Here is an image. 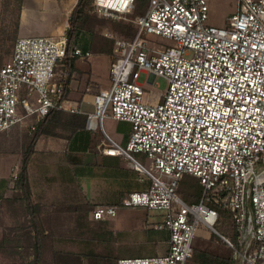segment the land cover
Returning <instances> with one entry per match:
<instances>
[{
	"label": "built area",
	"instance_id": "2783aa9c",
	"mask_svg": "<svg viewBox=\"0 0 264 264\" xmlns=\"http://www.w3.org/2000/svg\"><path fill=\"white\" fill-rule=\"evenodd\" d=\"M135 2L94 5L114 17L134 12ZM238 2L226 26H216L208 23L209 0H148L133 20L136 35L116 41L111 86L95 94L90 112L72 106L64 80L55 78L66 57L92 55L69 50L65 35L21 36L0 66V134L24 124L33 130L54 110L82 113L88 130L102 132L100 151L125 158L149 182L91 211L93 220L123 207L163 216L155 228L168 229V251L120 257L117 264H187L201 226L228 243L236 264H264V0ZM143 72L151 82L159 75L168 80L157 101L144 98ZM108 118L130 123L126 142L107 132ZM186 175L199 179V201L179 195ZM225 219L232 236L217 228Z\"/></svg>",
	"mask_w": 264,
	"mask_h": 264
},
{
	"label": "rangeland",
	"instance_id": "374dc122",
	"mask_svg": "<svg viewBox=\"0 0 264 264\" xmlns=\"http://www.w3.org/2000/svg\"><path fill=\"white\" fill-rule=\"evenodd\" d=\"M32 2L35 3L36 0H27V3ZM8 4L9 8L5 12L2 9L0 18V51L7 53L8 56L4 58L5 61L12 55L14 45L19 38L16 27L19 0H9ZM238 4V0H209L210 11L208 23L216 26H226L231 15L237 11ZM139 14L140 12L136 7L132 13L114 17L101 15L93 7L90 9L89 15L91 16L92 21L87 26L88 30H83L78 37L73 39L71 44L72 47L75 45H82L83 48H88L94 52L93 57L89 61L88 59L83 58L78 59L79 57L75 60V65L77 63V67L84 70L83 74L85 78L87 77V81L88 78H90L91 82L102 85L105 88L111 86L110 67L111 62L116 55V41L118 39H132L136 35V25L133 20ZM121 24L126 25V27L121 26ZM128 25H130V28ZM19 33L21 36L31 34L25 27H23ZM64 33L68 38L67 30H65ZM94 35L98 36L97 38H100L102 35L103 38L106 39L100 41L99 44L102 48H106V45L110 44L108 45L112 50L110 54L95 52L97 50L93 48ZM151 38H156L157 42L171 43L169 39L161 36L154 35ZM108 40H111V42ZM106 41H108L107 44ZM62 63V66L59 65L57 67V75L55 78L61 79L63 77V80H67V78H69L68 72H70V69L66 63ZM92 68L93 74L91 76L89 72ZM139 81L145 86L146 94L144 98L152 97V101H157L159 96L168 88V80L160 75L156 76L151 82L148 81L147 73L143 72L141 73ZM69 97L72 101H78L77 103H81L82 101V98L76 99L75 96L71 95ZM81 108L90 111L94 110V106L87 101L82 102ZM121 125H123V123L115 119L108 118L105 121V128L109 134H113ZM33 130L24 124L0 134V171L6 170L10 166V163L13 162L12 165H14L16 162V157L13 156L12 153L7 152V150L19 152L20 148L23 149L22 147L26 140V135L30 133L32 134L34 132ZM94 135L101 143V138H103L102 134L96 132ZM54 137H57L58 142H62L60 139L64 136L61 135ZM62 145V143L61 146L58 144V149L55 150V152L50 151L51 154L47 153L46 150L44 151V153H47L45 159L48 160L49 163L44 166L43 162L39 161L38 166L35 168L36 174L33 178L35 192H32V196L34 200L43 204L42 212L51 211L52 208L60 206L63 207L61 211L64 212L61 213L62 222L60 220L58 223L59 220L57 218L58 221L56 224L46 225L49 232L48 236L45 238L46 248L42 264H73L75 258H78V255L81 256L85 254L86 256L88 251L102 253L110 250L114 254L123 252V255L125 256H143L147 253L136 252V250L134 251V249H137V246L132 242L131 238L132 234H137L139 232H144L145 236L148 235L155 237L153 243L149 242L146 244V249H154L156 252H165L168 247V231L165 230V228L162 231L164 235L156 237L159 229H156L155 225L163 223L162 214L156 210L123 207L119 209L117 216L94 220L93 225L97 227L94 232L82 236L79 233L71 231V228L74 225V218L66 217L68 214H72L71 206L86 204L87 202L97 205V202H95V200L90 202L86 199L88 198V195L85 196L86 198L84 197L81 184L75 185L74 191L68 189L67 181H69V183L71 181V175L69 173H72L73 171L76 176L84 175L87 177L88 193L90 196L96 194L94 196L98 199L96 201H109L110 199L117 197L116 195H118V193L110 194L109 192H103L105 190L110 191L113 185H108L106 183L100 185V177L102 176L101 171L106 169L104 168V157L100 155V152H96L93 149L89 152L76 153V156L73 157L72 155L74 153L63 152L64 146ZM4 149H6V151ZM65 153H67V155ZM67 160L69 162L68 167L65 162ZM127 164H129V162ZM147 164H149V161H147ZM19 169H21V167L15 168V171H19ZM128 171L131 173V176L135 175L134 171L130 169ZM11 179L15 181L13 177H11ZM103 181L107 182L105 180ZM4 199L0 202V239L6 230H11L10 228L15 227V225L20 226L18 220L23 221L26 218V215L23 212V207L18 202L9 204ZM26 225H28V229L26 230L27 233H32L29 223ZM217 228L221 234L225 236L233 235L232 223L227 219L222 220L217 225ZM198 235L202 237V239L204 238L203 240L209 241L211 239L213 243L222 245V242L218 238H215L213 232L206 227L201 226L198 229ZM25 238L26 240L23 239L24 245L33 241L30 234ZM202 239L200 241H202ZM211 244L204 242L200 245L206 247L211 246ZM31 252L32 250H22V257L19 253H0V264H21L23 261H30L32 258V255L30 254ZM84 260L85 264H90L89 258H84Z\"/></svg>",
	"mask_w": 264,
	"mask_h": 264
},
{
	"label": "trees",
	"instance_id": "16d2710c",
	"mask_svg": "<svg viewBox=\"0 0 264 264\" xmlns=\"http://www.w3.org/2000/svg\"><path fill=\"white\" fill-rule=\"evenodd\" d=\"M8 1L9 0H4V12L9 8ZM21 3L22 0H19L18 14L16 19L17 28L19 25V16L22 6ZM147 6L148 0H136L135 2V7L138 9L140 14H143L146 11ZM92 7L95 8L94 0H78L77 4L72 10L69 19L70 26L67 29L69 50L72 47L71 44L73 39L78 37L83 30H88L87 26L92 21V18L89 15L90 9ZM121 26L126 27L124 24H121ZM128 26L130 28V25ZM97 37L98 36L94 35L93 48L97 50L95 52L110 54L112 51L111 47L108 46L110 44L106 45V48H102L99 43L104 38L102 35L100 38ZM108 41L111 42V40ZM108 41H106V44ZM6 56H8L7 53L0 51V66L5 61L4 58H6ZM76 58H78V56L72 58L68 56L65 59L66 65H68V68L70 69V73L76 69ZM68 79L69 78L64 80L65 97H67L68 92L70 91ZM33 131L34 132L32 134L30 133L26 135L25 146L22 152V166L16 179L17 192H15L12 199L7 200L9 204H13L16 201H21L23 204L20 205L23 207V212L26 215V218L23 221L18 220L20 222V226L15 225V227L10 228L11 230H6L0 239V253H19L22 257V250H32L30 253L32 255L31 260H26V262L23 261L21 264H42L44 259V251L46 248L45 238L48 236L49 232L46 228V225H54L58 220V223L60 220L62 222L61 213H64L61 211L63 208L61 206L54 207L51 209V211L43 213V206L33 199L28 166L35 152L37 141L43 136L63 135L70 141V147L73 150H93L96 149L98 145V141L92 136L91 132L87 130L86 115L82 113L54 110L43 120H41ZM201 191L202 186L199 182V179L192 175H186L182 179L178 188L179 195L189 203L199 201L201 198ZM95 206L96 204L94 205L88 202L86 204H77L71 206L72 214H68V216H66L68 218H74V225L72 226L71 231L79 233L82 236L96 231L97 227L93 225L94 220L91 219V211L95 208ZM222 215L228 218L231 214L230 211L226 210L222 211ZM27 223H29L32 233H27ZM29 234L31 235L33 241L24 245L23 239L26 240L25 237ZM213 235L222 242V245L213 243L211 239L209 241L203 240L204 238L202 239V237L198 235L194 243L193 255L187 264H236L232 248L218 234L213 232ZM201 239L202 241H200ZM204 242H207V244H212L211 246L203 247L200 244H203ZM81 256L78 255V258H75L73 264H85L84 258H89L90 264H117L118 261V257H115L110 252L97 253L95 251H88L86 256L85 254Z\"/></svg>",
	"mask_w": 264,
	"mask_h": 264
},
{
	"label": "crops",
	"instance_id": "0c3cea01",
	"mask_svg": "<svg viewBox=\"0 0 264 264\" xmlns=\"http://www.w3.org/2000/svg\"><path fill=\"white\" fill-rule=\"evenodd\" d=\"M78 0H36L35 3H27V0H23L20 16H19V25H18V35H20V31L23 27H25L31 34L29 35H54L57 37H60L62 35H65L64 31L67 30L69 26V19L72 13V10L74 9L75 5L77 4ZM4 7V0H0V18H1V11ZM27 36V35H24ZM76 46V45H75ZM77 47L82 48L84 51H90L92 55L90 57H81L83 59L91 60L93 57L94 52H92L88 48H83L82 45H77ZM77 59V60H78ZM7 61V60H6ZM4 61L3 64L6 62ZM64 63H66L64 61ZM2 64V65H3ZM1 65V66H2ZM61 66L63 63L60 64ZM76 69L72 71V73H69V79H68V85L70 88V91L68 92L67 98L69 100V103L72 106H78L82 111L84 112H90V110L82 109L81 104L84 101H87L89 104L93 105V100L96 92H99L101 89H104L105 87L102 85L95 84L94 82H91V79L88 78V81L84 77V70L79 69L77 67V63L75 65ZM92 76L93 74V68L89 72ZM62 77V76H61ZM63 79V77L61 78ZM83 91V92H82ZM83 93V94H82ZM75 96L76 99L82 98L81 103H77L78 101H72L69 96ZM94 106V105H93ZM123 123L117 130L114 131L113 134H111L114 138L119 140L120 142H126L129 138L130 132H131V125L128 122L120 121ZM19 127V126H17ZM16 128V127H15ZM88 130V129H87ZM91 132L92 136L97 140L96 136L94 135V131L88 130ZM102 134L101 131H98ZM108 132V131H107ZM99 135V134H98ZM103 136V135H102ZM101 137V136H98ZM103 141V138H101ZM125 139V140H124ZM62 142L57 141V137L54 136H43L41 137L36 144L35 152L31 158V161L28 166L29 171V180L31 184L32 192L34 193V185H33V178L36 174V167L38 166L39 161L43 162V165H48L49 161L45 159V156L47 153H50L55 150H57L58 144L61 143L64 146L63 152H70L74 153L72 155L73 157L76 156V153L81 152H89L90 150H73L70 147V141L66 137H62L60 139ZM65 141V142H64ZM98 141L97 148L94 149L96 152H100V155L104 157V168H106L104 171H101L102 176L100 177V185L101 184H108L113 185L112 189L110 191H103L105 193L109 192L110 194H116L117 197L110 199L109 201H96V197H94L96 194H93L92 196L89 195L88 189H87V177L84 175H75V172L72 171V173H69L71 176V181H67V187L68 189H72L74 191L75 185L81 184V187H83V193L84 197L87 196L90 202H97V204H115L118 203L124 196H126L128 193L135 191V190H143L146 189L149 185V182L147 180L140 181L139 180V173L132 168L131 164H127V160L122 157L118 156H111V155H105L100 151L99 145L100 140ZM25 142L23 145V149L20 148L19 152H15L13 150L8 151L13 154V156L16 157V162L14 165L13 162L10 163V166L6 170L0 171V202L4 200L12 199L15 192H17L16 187V179L18 176L19 171H15V168H19L22 166V157H23V150H24ZM60 148V147H59ZM99 149V150H98ZM6 151V149H4ZM47 151V153H44V151ZM51 151V152H50ZM59 151V150H58ZM57 152V151H56ZM67 155V153H65ZM142 160H144V156H140ZM65 160V158H64ZM67 164V167L69 166L68 160L65 161ZM81 166V165H80ZM66 167V166H64ZM126 167V168H125ZM108 169V170H107ZM134 171L135 175L131 176V173H129L128 170ZM107 170V171H106ZM105 174V175H104ZM11 177L14 178L15 181L11 179ZM103 180L107 181L104 182ZM79 190V188H78ZM14 192V193H13ZM98 194V193H97ZM2 196V197H1ZM36 202L40 203L39 201L35 200ZM8 202V201H7ZM19 204H21V201H16ZM14 202V203H16ZM9 203V202H8ZM41 204V203H40ZM43 206V204H41ZM1 206V205H0ZM1 209V208H0ZM118 215V214H117ZM116 215V216H117ZM168 231V229H165ZM163 229H159V232L156 237H160L163 234ZM144 232H139L137 234H132V242L136 244L137 249L136 252H144L147 253L146 255H156V254H164L168 251L169 248V231H168V247L165 252H156L154 249H146L147 243H153L155 240L154 236H148ZM112 253L115 257H124L123 252H119L118 254H114L110 250H107L102 253Z\"/></svg>",
	"mask_w": 264,
	"mask_h": 264
}]
</instances>
